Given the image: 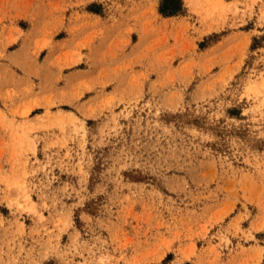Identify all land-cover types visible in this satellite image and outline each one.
<instances>
[{
  "label": "rangeland",
  "instance_id": "374dc122",
  "mask_svg": "<svg viewBox=\"0 0 264 264\" xmlns=\"http://www.w3.org/2000/svg\"><path fill=\"white\" fill-rule=\"evenodd\" d=\"M180 1L0 0V264H264V0Z\"/></svg>",
  "mask_w": 264,
  "mask_h": 264
},
{
  "label": "trees",
  "instance_id": "16d2710c",
  "mask_svg": "<svg viewBox=\"0 0 264 264\" xmlns=\"http://www.w3.org/2000/svg\"><path fill=\"white\" fill-rule=\"evenodd\" d=\"M180 0H161L160 13L166 16L175 15L181 10Z\"/></svg>",
  "mask_w": 264,
  "mask_h": 264
},
{
  "label": "bare ground",
  "instance_id": "6f19581e",
  "mask_svg": "<svg viewBox=\"0 0 264 264\" xmlns=\"http://www.w3.org/2000/svg\"><path fill=\"white\" fill-rule=\"evenodd\" d=\"M26 199H29V200H30V197H29L28 195H26V196H25V200H26ZM29 206H30V205H29ZM33 206H34V205H33ZM29 208H31V207H29Z\"/></svg>",
  "mask_w": 264,
  "mask_h": 264
}]
</instances>
